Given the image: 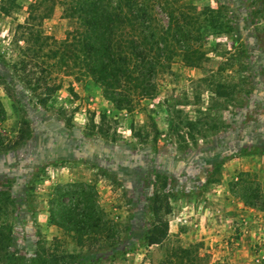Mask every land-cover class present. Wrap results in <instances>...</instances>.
<instances>
[{
  "label": "rangeland",
  "instance_id": "374dc122",
  "mask_svg": "<svg viewBox=\"0 0 264 264\" xmlns=\"http://www.w3.org/2000/svg\"><path fill=\"white\" fill-rule=\"evenodd\" d=\"M182 1L197 11L223 5L228 33H205L201 45L213 82L236 86L228 99L211 94L202 69L180 67L130 113L115 111L98 88L65 78L48 104L55 115L0 65L7 85L0 86V228L23 264H41L43 247L74 255V264H264V0ZM29 2L15 0L0 14V49ZM45 25L60 38L73 22L56 7ZM167 106L178 111L172 130ZM88 112L116 119L117 140L86 137ZM23 120L27 139L6 150ZM155 195L166 238L113 255L149 228ZM85 207L105 223L107 241L79 245L58 225Z\"/></svg>",
  "mask_w": 264,
  "mask_h": 264
},
{
  "label": "trees",
  "instance_id": "16d2710c",
  "mask_svg": "<svg viewBox=\"0 0 264 264\" xmlns=\"http://www.w3.org/2000/svg\"><path fill=\"white\" fill-rule=\"evenodd\" d=\"M14 3L15 0H3L0 14L7 15ZM56 7L60 8L62 19L73 22V27L60 38L45 32V23ZM228 26L219 2L215 8L197 11L182 0H30L24 21L15 26L8 47L0 49V65L37 104L55 115L58 113L48 104L65 78L98 88L102 99L115 111L130 113L140 103L155 99L164 76L174 79V70L180 67L202 69V81L213 86L211 94L228 99L236 86L229 81L213 82L214 72L206 67L210 58L201 45L205 33L226 34ZM232 40L234 46L233 37ZM0 86L7 90L1 77ZM68 92L76 97L71 86ZM167 109L172 130V115L178 111L170 106ZM87 115L86 137L117 140L116 119L108 118L105 112L98 113V120L95 112ZM62 121L71 126V118ZM186 122L192 127L200 121ZM27 129V121L23 120L14 141L4 148L11 150L23 143ZM153 134L155 141V125ZM158 201L155 195L149 228L113 255H126L139 245H158L166 238L168 223L159 215ZM92 212L85 207L79 213H65L58 225L72 233L79 245L107 241L103 235L105 223ZM5 242V232L0 228V264H23ZM118 242L117 238L111 239L110 247ZM42 250L45 256L41 264H74L72 254L58 252V248Z\"/></svg>",
  "mask_w": 264,
  "mask_h": 264
}]
</instances>
